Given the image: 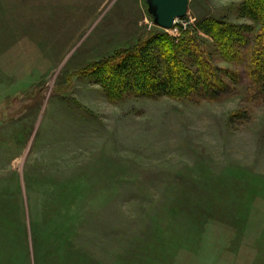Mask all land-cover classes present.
<instances>
[{
    "label": "rangeland",
    "instance_id": "1",
    "mask_svg": "<svg viewBox=\"0 0 264 264\" xmlns=\"http://www.w3.org/2000/svg\"><path fill=\"white\" fill-rule=\"evenodd\" d=\"M242 4L189 0L163 30L144 0H0V264H264L260 25ZM203 20L245 38L242 62L206 46L217 99L108 97L90 70Z\"/></svg>",
    "mask_w": 264,
    "mask_h": 264
},
{
    "label": "trees",
    "instance_id": "2",
    "mask_svg": "<svg viewBox=\"0 0 264 264\" xmlns=\"http://www.w3.org/2000/svg\"><path fill=\"white\" fill-rule=\"evenodd\" d=\"M242 3L243 18L260 25L259 36L254 41L256 46L250 48L246 41L249 48L245 49L248 54L245 70L249 83L264 95V0H242ZM198 32L211 42L198 37ZM242 33V26L203 20L193 34L180 38L161 34L141 40L136 48L121 52L110 61L93 63L90 70L103 74L98 82L108 97L120 99L125 94H133L146 99L165 96L214 100L229 84L212 63V52L206 46L211 43L218 56L228 63L242 62L236 50L245 41Z\"/></svg>",
    "mask_w": 264,
    "mask_h": 264
},
{
    "label": "water",
    "instance_id": "3",
    "mask_svg": "<svg viewBox=\"0 0 264 264\" xmlns=\"http://www.w3.org/2000/svg\"><path fill=\"white\" fill-rule=\"evenodd\" d=\"M148 13L157 27L170 30L178 19L184 17L189 0H144Z\"/></svg>",
    "mask_w": 264,
    "mask_h": 264
}]
</instances>
